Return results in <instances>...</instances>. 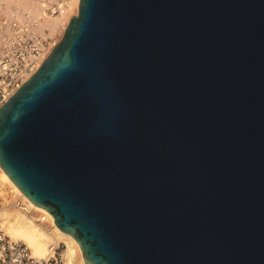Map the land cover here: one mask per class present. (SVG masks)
Wrapping results in <instances>:
<instances>
[{
    "label": "water",
    "instance_id": "obj_1",
    "mask_svg": "<svg viewBox=\"0 0 264 264\" xmlns=\"http://www.w3.org/2000/svg\"><path fill=\"white\" fill-rule=\"evenodd\" d=\"M0 165L86 264H264V0H80Z\"/></svg>",
    "mask_w": 264,
    "mask_h": 264
},
{
    "label": "built area",
    "instance_id": "obj_2",
    "mask_svg": "<svg viewBox=\"0 0 264 264\" xmlns=\"http://www.w3.org/2000/svg\"><path fill=\"white\" fill-rule=\"evenodd\" d=\"M34 1L42 4L40 11L32 8ZM67 7L65 1L0 0V108L60 41L61 36L48 33L44 20L59 17L65 29ZM14 205L28 214L35 211L20 197ZM38 213V221H47V214ZM69 260L68 248L56 238L47 243L45 256L33 255L25 242L15 241L6 234L0 219V264H69Z\"/></svg>",
    "mask_w": 264,
    "mask_h": 264
},
{
    "label": "bare ground",
    "instance_id": "obj_3",
    "mask_svg": "<svg viewBox=\"0 0 264 264\" xmlns=\"http://www.w3.org/2000/svg\"><path fill=\"white\" fill-rule=\"evenodd\" d=\"M48 2H52L53 0H47ZM79 2L80 0H74L75 6L79 10ZM41 3L38 1H34L32 3V8L35 11H40L41 10ZM77 12V11H76ZM77 14V13H76ZM71 14H67L65 18V25L69 23L71 19ZM62 21L59 19V17H48L44 20V27H47L51 33L55 32V30L59 29L58 27L62 25ZM65 29L66 30V27ZM61 28V27H60ZM64 32V31H63ZM0 176L1 179L4 181L9 182L15 190L18 191V193L21 194V196L28 201V203L33 206L36 210L43 212L47 214L51 224H54V231H53V236L60 241H64V239H69L72 243L76 244L78 251H80V258H81V264H86L85 258L83 255V252L80 248L79 242L77 239L69 234L64 232L54 221V216L44 209L43 207L33 203L16 185L15 183L10 179V177L5 173L3 168L0 165ZM0 192H3L0 190ZM1 213V211H0ZM2 213H5L4 211ZM5 215V214H4ZM8 216V215H5ZM4 216V217H5ZM27 214H24L22 216L17 215L16 217L14 216L15 220L10 222L9 225V231L11 232V236L15 241H19L20 239L24 240V242L27 244V246L31 249L33 255L38 256V257H43L46 254V241L50 239V235L36 225L35 219L31 217H27ZM9 221H7L8 223ZM67 244V243H66ZM68 254L70 257L69 264H75V256H76V250L72 248L70 245L68 247Z\"/></svg>",
    "mask_w": 264,
    "mask_h": 264
},
{
    "label": "rangeland",
    "instance_id": "obj_4",
    "mask_svg": "<svg viewBox=\"0 0 264 264\" xmlns=\"http://www.w3.org/2000/svg\"><path fill=\"white\" fill-rule=\"evenodd\" d=\"M56 1H65V3L68 6L67 7V14L78 15L79 10L75 6L74 0H53L52 2H56ZM58 28L59 29L55 30V32L51 33L49 31L48 33L55 34L57 36H61V38H60V40H61L63 35H64V33H65V30L62 28V26H59ZM0 190L3 191V192H0V195H1L0 196V211H1L0 219H2L3 229H4V231L6 232L7 235H9L12 238L11 232L8 229H9L10 222L15 220L14 216L16 217L17 215L22 216L24 214H27L29 217L35 219L36 225H38L39 227L44 229L48 233V235H50V239H48L46 241V244L51 239H53V238L55 239V237L52 234L53 231H54V226L50 225L51 222H50L49 218L47 219V221H38L36 217H39V213H38V210H36L35 208H34L35 211H32L31 213L28 214L25 211H22V210H20V209L15 207L14 203H15V200L18 197H20L24 201H26V200L21 196L20 193H18L17 190H15V188L9 182L2 180L1 176H0ZM3 211L5 213H2ZM4 214L8 215V216H5ZM7 221H9V222L7 223ZM19 241L24 242V240H22V239H20ZM63 242H64V244L66 245L67 248L70 245L72 248H74L76 250L75 264H81L80 263L81 262L80 254L81 253H80V251H78L76 244L72 243L69 239H64Z\"/></svg>",
    "mask_w": 264,
    "mask_h": 264
}]
</instances>
